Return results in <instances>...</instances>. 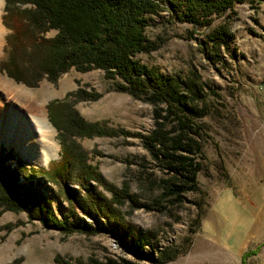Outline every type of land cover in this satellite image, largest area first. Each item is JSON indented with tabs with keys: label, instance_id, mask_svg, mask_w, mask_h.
Here are the masks:
<instances>
[{
	"label": "rangeland",
	"instance_id": "obj_1",
	"mask_svg": "<svg viewBox=\"0 0 264 264\" xmlns=\"http://www.w3.org/2000/svg\"><path fill=\"white\" fill-rule=\"evenodd\" d=\"M4 7L2 0L1 25ZM162 7L145 29L154 49L136 58L156 68L164 80L177 83L187 96L194 94L191 111L183 115L192 133L171 120L163 127L169 138L180 135L184 145L189 139L198 145L199 153L194 145L186 155L198 165L193 191L174 193L182 182L173 167L162 157L155 159L144 144L156 129L154 107L117 91V82L107 80L102 71L71 69L54 82L44 77L34 87L0 72V110L15 104L28 118L11 127L24 139L12 140L9 146L0 141V152L13 156L6 166L19 174L20 184L39 189L50 202L52 218L95 231L65 234L29 220L25 213L0 209V264H153L151 260L167 258L174 259L166 264H264V0L235 2L223 15L213 16L209 26L178 21L174 12ZM4 29L0 61L9 34ZM217 29L228 36L212 43L208 38ZM53 101H64L85 124L97 126L99 135L72 136L70 142L82 149L86 165L102 180L128 190L131 201L115 206L125 228L116 230L101 219L95 224L83 213L76 201L83 192L75 170L66 183L74 193L73 209L58 185L42 176V168L60 159L57 131L47 114ZM37 105L58 146L57 156L43 164L30 163L19 150L26 149L28 158L43 159L41 148L34 146L38 130L29 122ZM3 115L0 138L10 132V120ZM28 133L30 143L25 141ZM91 185L110 199L108 192ZM147 234L153 238L141 245Z\"/></svg>",
	"mask_w": 264,
	"mask_h": 264
},
{
	"label": "trees",
	"instance_id": "obj_2",
	"mask_svg": "<svg viewBox=\"0 0 264 264\" xmlns=\"http://www.w3.org/2000/svg\"><path fill=\"white\" fill-rule=\"evenodd\" d=\"M4 1L2 25L9 34L5 36L0 72L16 83L34 87L44 77L54 82L71 69L77 72L102 71L107 80L117 82V91L154 107L156 129L144 138V144L155 159L162 157V161L173 167L177 179L182 182V186H174V193L193 191L198 165H194L186 155L197 144L189 139L184 145L180 135L169 138L163 127L171 120L177 123V127L189 129L192 133L188 126L190 122L183 115L191 111L189 104L195 100L194 94L187 96L177 83L164 80L156 68L141 63L136 56L154 49L153 43L145 36V29L151 17L163 12V5L176 14L178 21L209 26L213 16L223 15L235 2L243 0ZM15 4L27 8L17 10ZM49 32L55 33L51 39L45 37ZM227 36L226 31L217 29L208 39L212 43H220ZM76 95L80 93L76 92ZM89 98L92 100L94 96ZM60 103L53 101L47 106L48 121L57 131L60 159L50 162L47 169L42 168V176L58 185L69 197L73 209L74 193L66 183L75 170L83 192L76 201L83 213L95 224L99 225L98 220L101 219L112 223L116 230L125 228V221L115 206L131 201L128 190H119L102 180L94 168L86 165L82 149L70 142L72 136L91 138L99 135L97 126L85 124L68 104ZM195 150L199 153L198 145ZM12 158L11 152L1 150L0 209L25 213L29 220H38L45 227L65 234L74 231L95 234L88 225L81 227L52 218L48 214L50 202L39 189L31 183L20 184L19 174L6 166V161ZM91 182L108 192L110 199L98 193ZM152 238L147 234L141 238L140 244L148 245ZM128 251L131 252L130 249ZM132 253L136 254V251ZM165 257V254L160 255V258ZM167 259L151 262L166 264L174 258Z\"/></svg>",
	"mask_w": 264,
	"mask_h": 264
},
{
	"label": "bare ground",
	"instance_id": "obj_3",
	"mask_svg": "<svg viewBox=\"0 0 264 264\" xmlns=\"http://www.w3.org/2000/svg\"><path fill=\"white\" fill-rule=\"evenodd\" d=\"M2 4V0H0V7ZM0 17H1V8H0ZM5 32L4 27L1 25V18H0V53H1V47L3 44V33ZM9 110L5 112H2L0 110V128H1V121L4 119V117H2V113H4L3 116H6L7 119L10 120V123H8L7 125L10 128V132L3 138H0L6 143L7 146H9L12 143V140H17L18 138L24 139V137H18L17 135H15L12 132V124L16 123V125L20 124L22 125L23 122L26 121V119H28L27 117H25L23 114L21 116V113L16 109L15 104H12L10 106V108H8ZM35 111L36 114L30 117L29 122L33 125V127L36 129V131L38 130V139L37 141H33L34 142V146L40 147L41 150L43 151L42 154V158L43 159H39L36 160V158H28L26 157L27 155V151L26 149H20V155H22V157L26 160H28L30 163H37V164H43V163H47L49 162V160L54 157L57 156V152H58V146L56 145V143L54 142V140L52 139V135H51V126L48 124L47 119L45 117L42 116V110L41 107L39 105L35 106ZM14 127V125H13ZM25 131H26V127H24ZM32 137V136H31ZM30 134H27V137H25V141L27 143H30V141L28 142V140L31 138ZM33 139V138H32ZM37 142V143H36ZM28 146V145H27ZM29 148V147H27Z\"/></svg>",
	"mask_w": 264,
	"mask_h": 264
}]
</instances>
